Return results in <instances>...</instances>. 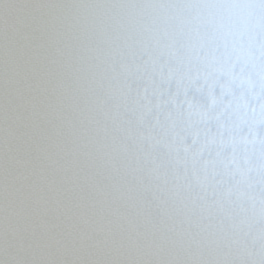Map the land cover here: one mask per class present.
Masks as SVG:
<instances>
[{
  "label": "snow or ice",
  "instance_id": "snow-or-ice-1",
  "mask_svg": "<svg viewBox=\"0 0 264 264\" xmlns=\"http://www.w3.org/2000/svg\"><path fill=\"white\" fill-rule=\"evenodd\" d=\"M0 264H264V0H0Z\"/></svg>",
  "mask_w": 264,
  "mask_h": 264
}]
</instances>
